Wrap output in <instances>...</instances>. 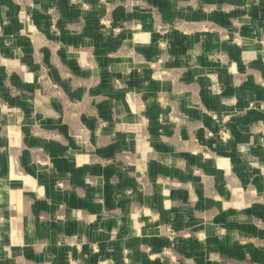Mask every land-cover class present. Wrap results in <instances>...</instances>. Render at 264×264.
<instances>
[{
    "label": "crops",
    "instance_id": "crops-1",
    "mask_svg": "<svg viewBox=\"0 0 264 264\" xmlns=\"http://www.w3.org/2000/svg\"><path fill=\"white\" fill-rule=\"evenodd\" d=\"M85 2L0 0V264H264V0Z\"/></svg>",
    "mask_w": 264,
    "mask_h": 264
},
{
    "label": "built area",
    "instance_id": "built-area-1",
    "mask_svg": "<svg viewBox=\"0 0 264 264\" xmlns=\"http://www.w3.org/2000/svg\"><path fill=\"white\" fill-rule=\"evenodd\" d=\"M252 1H259V0H252ZM72 2L74 4H80L82 8L87 9L88 5L86 4L85 0H72ZM100 3L102 4H107V0H99ZM135 8H143V6L140 3L137 2H130L128 5V9L132 10ZM19 20L20 23L22 24V29L20 30V34L21 35H26L29 37L34 36L37 33V28L33 23V19L31 17V15L26 11V9L24 7H21L20 12H19ZM54 22L56 23V19L54 20ZM55 23L52 25L53 30L57 31L56 25ZM158 24V28L161 30L162 27L164 26L166 28V25H164L162 22H157ZM99 24L101 27H104L108 34L111 36H117L118 34L122 33L123 31L127 30L130 28L129 26V21H124L122 24L116 25L112 22V20L108 17H103L99 20ZM2 28L0 27V34H1ZM164 31V30H161ZM159 46L161 48H164L166 46V42L164 40H161L159 42ZM40 80L42 82L48 83L49 79L47 78L46 75H40ZM117 85H120L119 81L116 82ZM211 90L216 92V93H220V85L218 83H214L211 86ZM250 108H255V103L250 104ZM264 129V126H262ZM261 127V128H262ZM255 128H258L257 125L255 126ZM262 139H261V146L264 148V132H262ZM218 137L222 142H228L231 140V134L230 131L225 127H221V129L219 130L218 133ZM242 152H245V148H241ZM250 165L255 168L258 169L262 175H264V166H261L259 164V161L256 157H252L251 158V162ZM0 222H1V217H0ZM182 233H179L178 231L173 230L171 227H168L164 230V236L169 239L170 241H175ZM117 235V232L113 231L112 236L113 238H115ZM67 242L71 245L75 244L73 242V238H68ZM78 246V245H77ZM92 250L95 253L99 252V246L98 244L94 243L92 244ZM169 249H165L163 254L164 255H169ZM69 264H79V262L74 259L73 257H68L67 259ZM125 261H128V258H125ZM108 261H100L99 264H107Z\"/></svg>",
    "mask_w": 264,
    "mask_h": 264
},
{
    "label": "rangeland",
    "instance_id": "rangeland-1",
    "mask_svg": "<svg viewBox=\"0 0 264 264\" xmlns=\"http://www.w3.org/2000/svg\"><path fill=\"white\" fill-rule=\"evenodd\" d=\"M156 73V72H155ZM105 126V123L104 122H102V121H100L99 123H98V128H99V130L101 129V128H103ZM2 131H3V129H2V127H0V133H2Z\"/></svg>",
    "mask_w": 264,
    "mask_h": 264
}]
</instances>
